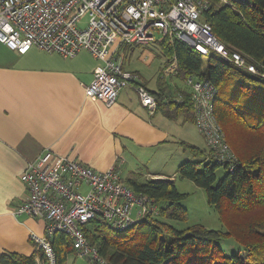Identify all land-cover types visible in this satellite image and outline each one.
<instances>
[{
	"label": "built area",
	"instance_id": "obj_1",
	"mask_svg": "<svg viewBox=\"0 0 264 264\" xmlns=\"http://www.w3.org/2000/svg\"><path fill=\"white\" fill-rule=\"evenodd\" d=\"M237 1L218 0L232 6ZM208 0H0V43L19 55L32 47L63 58L87 51L100 62L93 71L85 96L112 106L122 88L133 84L141 105L156 110L153 95L141 84L137 73L125 71L117 54L121 45L147 46L156 34L197 50L203 58L215 54L235 67L264 79L237 52H230L213 35L203 13ZM87 17V24L79 23ZM194 126L203 137L208 157L219 164L232 163L233 152L214 115L217 89L208 81L189 77ZM115 166L97 172L75 160L55 156L47 150L26 163L20 182L26 193L12 210L45 222L44 235H31L39 256L35 264H57L50 243L55 233L67 235L79 256L97 264H108L89 243L86 225L101 217L116 231H124L156 208L144 195L135 193ZM84 189V193L82 192Z\"/></svg>",
	"mask_w": 264,
	"mask_h": 264
},
{
	"label": "trees",
	"instance_id": "obj_2",
	"mask_svg": "<svg viewBox=\"0 0 264 264\" xmlns=\"http://www.w3.org/2000/svg\"><path fill=\"white\" fill-rule=\"evenodd\" d=\"M210 7L203 20L213 35L230 52H237L264 73V0H245L233 6L208 0ZM158 43L168 62L176 63V75L208 81L217 89L214 115L222 128L234 159L219 164L209 151L183 144L184 150L199 162H183L176 173L204 191L225 231L192 225L177 230L167 221H185L187 210L173 181L132 182L135 193L144 195L156 208L124 231H116L96 216L84 228L87 243L96 247L108 264H264V79L235 67L215 54L207 58L187 45L164 37ZM255 82V86L250 83ZM155 95L156 108H167L170 118L180 112L194 122L190 90L182 91L179 101L163 91ZM243 97L248 101L244 106ZM202 166L201 171L199 167ZM224 176L217 179L216 169ZM231 237L243 254L225 255L218 245ZM57 264H64L70 254H77L70 238L55 233L50 239ZM3 253L0 264H35V257ZM94 264H97L94 262Z\"/></svg>",
	"mask_w": 264,
	"mask_h": 264
},
{
	"label": "crops",
	"instance_id": "obj_3",
	"mask_svg": "<svg viewBox=\"0 0 264 264\" xmlns=\"http://www.w3.org/2000/svg\"><path fill=\"white\" fill-rule=\"evenodd\" d=\"M152 44L160 50L158 43ZM135 47L140 49L121 45L117 54L122 68L137 73L151 94L163 91L179 101L182 91L190 90L176 75L174 60L134 63ZM85 52L63 58L32 47L19 55L0 43V255L39 256L30 237L33 233L42 237L45 222L14 216L12 210L26 193L20 182L26 163L45 151L97 172L117 166L120 178L127 171L122 178L127 186L148 180L173 181L176 186L177 167L190 161L183 144L207 150L203 137L181 112L170 118L167 108L161 107L150 114L133 84L122 88L110 107L86 97L83 90L100 62ZM141 55L146 57V52Z\"/></svg>",
	"mask_w": 264,
	"mask_h": 264
},
{
	"label": "rangeland",
	"instance_id": "obj_4",
	"mask_svg": "<svg viewBox=\"0 0 264 264\" xmlns=\"http://www.w3.org/2000/svg\"><path fill=\"white\" fill-rule=\"evenodd\" d=\"M209 7H210V3H209ZM87 20H88L87 17H84L79 23V27L80 28L85 27L87 24ZM159 36H160L159 34H156L154 37H156V39H159L160 38ZM134 50L136 51V53L133 59L131 60L134 63H139V64L142 63L144 65V64H151V63L154 64L161 59L165 62L167 60V58H165L162 55L161 51L158 50V48L154 44H150L149 46H145L143 48L140 46V49L135 47ZM138 51H141V53L145 51L146 57H143L141 53H139ZM87 55H90V53H87ZM140 56L142 57L140 58ZM174 83L178 84L179 87L183 86V83L181 80L175 79ZM250 84L255 86V82L250 83ZM151 88H154V87H151ZM247 102L248 101H246V99L243 97L241 101L242 105L244 106V104H246ZM194 130L197 133V135H199L197 130L196 129ZM200 146L201 147L203 146V148L205 149L204 144ZM186 156L189 158L190 161H193V162H199L202 160L201 157H193L191 154H189V152H186ZM202 166L203 164L199 167L200 171L202 169ZM224 172L225 171L223 167L220 166L216 169V172L214 174H216V177L219 180L224 176L223 174ZM122 174H123L122 178H125L127 176V171L123 170ZM176 189L180 193L187 194V197L181 202L184 209L186 208L187 210L186 212L187 218L185 221H182V222L167 221L172 227L176 228L177 230H185V228L187 229L191 227L192 225H197V226L202 225L206 229H209V230L225 231V227L219 221L217 213L214 212L215 211L214 208L209 206L207 201L205 200L206 197H205L204 191L201 188H197L192 182L186 179H181L177 177ZM84 191L85 190L82 189L83 193ZM218 245L225 255L244 253L243 250L240 249L241 247L231 237L222 239L221 241L218 242ZM64 264H94V261L89 259L88 257L79 256L78 254H70L67 257Z\"/></svg>",
	"mask_w": 264,
	"mask_h": 264
}]
</instances>
